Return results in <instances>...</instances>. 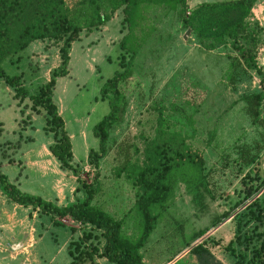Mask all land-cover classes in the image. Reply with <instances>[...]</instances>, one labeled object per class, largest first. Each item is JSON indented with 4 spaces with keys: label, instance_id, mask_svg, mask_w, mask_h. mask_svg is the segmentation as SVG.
Wrapping results in <instances>:
<instances>
[{
    "label": "rangeland",
    "instance_id": "1",
    "mask_svg": "<svg viewBox=\"0 0 264 264\" xmlns=\"http://www.w3.org/2000/svg\"><path fill=\"white\" fill-rule=\"evenodd\" d=\"M81 0H65L72 10ZM225 0H187L188 15L196 6ZM130 32L121 8L103 25L82 30L69 50L68 75L56 79L52 100L70 137L72 163L81 168L80 179L93 178L97 192L92 204L121 222V232L137 236L140 219L134 209L136 188L123 174L114 176L122 162L119 149L127 146L131 162L140 164L141 149L153 136L157 112L170 131L179 132L185 143L203 159L207 192L195 202L181 183L176 184L155 226L140 250L143 264H196L188 251L204 241L221 264H232L223 247L232 237L234 213L249 200L245 189L258 178L239 163V153L256 155L264 172V101L259 107L261 124H253L244 111L242 95L264 86V0L253 5L249 24L261 28L256 50L259 76L245 71L230 81L229 45L206 50L186 28L178 11L162 6H140ZM128 35L135 52L126 54L119 41ZM43 43V44H42ZM58 44L33 41L22 52L2 62L7 75H20V85L34 94L57 66ZM46 49V50H45ZM19 56L17 62L16 57ZM121 56L131 75L121 90L126 99L122 121L109 134L108 152L94 168L87 162L89 149H97L93 125L108 112L99 89L114 72L120 71ZM12 89L0 80V164L1 172L24 193L64 206L84 197V191L68 171L58 169L47 151L51 134L43 131L44 118L28 110L25 99L19 106ZM33 115L26 124L18 110ZM21 120V122H19ZM2 153V154H1ZM12 159L13 165L7 164ZM261 178V176H259ZM259 178V179H260ZM258 194V193H257ZM228 213L226 218L222 214ZM218 221L215 226L214 222ZM204 233L200 237L196 234ZM79 236L68 218L42 214L30 207L11 203L0 192V264H69L67 246ZM101 242V241H100ZM87 264V263H85ZM95 264H109L99 258Z\"/></svg>",
    "mask_w": 264,
    "mask_h": 264
},
{
    "label": "trees",
    "instance_id": "2",
    "mask_svg": "<svg viewBox=\"0 0 264 264\" xmlns=\"http://www.w3.org/2000/svg\"><path fill=\"white\" fill-rule=\"evenodd\" d=\"M187 0H81L77 7L70 10L65 0H0V80L12 89L11 98L19 106L28 100V110L44 118L43 131L51 134V143L47 151L56 161L58 169L68 171L84 191V197L64 206L43 200L39 196L21 192L1 172L0 192L11 203L30 207L42 214L56 218H68L79 229V236L67 246L71 258L69 264H95L99 258L109 264H143L140 250L153 230L157 213L153 208L162 209L172 196L176 184L181 183L196 202L207 192L203 159L191 149L184 137L170 131L161 112H157L153 136L145 141L141 149L140 164L131 162L127 155V146L120 148L122 162L114 172L132 182L136 188L134 209L140 219L139 232L130 238L121 232V222L92 204L97 192L94 178L86 183L80 179L81 168L73 165L70 138L64 130L63 120L52 100V91L56 79L68 75L69 50L77 41L82 30L103 25L111 14L121 8L123 21L128 32L135 25L140 6H162L168 11H178L182 25L191 30L206 50L217 45L228 44L234 56L230 57L231 66L228 79L233 81L245 71H253L259 76L256 63V50L260 41L261 28L257 23L249 24L247 18L259 0H225L204 3L196 6L185 15ZM129 34L120 41V49L131 56L135 47L129 43ZM33 41H48L58 44L59 62L48 72V79L40 85L34 94L20 85V75H7L1 64L11 61V57L25 50ZM20 57L17 56L15 62ZM120 71L114 72L99 89V98L105 100L108 112L96 122L91 130L97 139V149H89L87 162L94 168L97 160L105 156L109 147L107 141L113 127L122 121L126 108V99L121 85L130 77L128 63L121 56ZM244 111L253 124H261L259 107L264 101V86L254 93L242 95ZM23 105L18 113L24 115ZM26 125L30 124V113L24 115ZM20 119L19 122H21ZM2 154V153H1ZM239 163L248 168V173L258 178L254 187L245 189L244 200H249L239 211L233 214V233L223 250L232 259V264H264V172L259 168L256 155L246 151L239 153ZM7 164L13 165L12 159ZM261 176V178L259 177ZM260 178V179H259ZM258 193V194H257ZM196 202V203H197ZM229 214H222L226 218ZM218 221L214 222L215 226ZM204 231L196 234L200 237ZM101 241V242H100ZM196 264H221L205 246L204 241L194 245L188 251Z\"/></svg>",
    "mask_w": 264,
    "mask_h": 264
},
{
    "label": "water",
    "instance_id": "3",
    "mask_svg": "<svg viewBox=\"0 0 264 264\" xmlns=\"http://www.w3.org/2000/svg\"><path fill=\"white\" fill-rule=\"evenodd\" d=\"M189 31H190L189 29H186V31L182 35V39H185V37L189 34Z\"/></svg>",
    "mask_w": 264,
    "mask_h": 264
},
{
    "label": "crops",
    "instance_id": "4",
    "mask_svg": "<svg viewBox=\"0 0 264 264\" xmlns=\"http://www.w3.org/2000/svg\"><path fill=\"white\" fill-rule=\"evenodd\" d=\"M42 42V41H41ZM43 44V43H42ZM29 45V44H28ZM28 47V46H27ZM46 50V49H45ZM28 112H25L24 115H26ZM33 115H30V121L32 119ZM70 138V137H69ZM51 156V155H50Z\"/></svg>",
    "mask_w": 264,
    "mask_h": 264
}]
</instances>
